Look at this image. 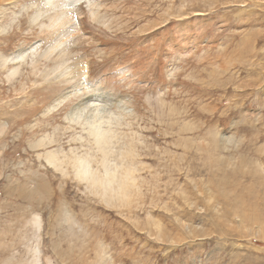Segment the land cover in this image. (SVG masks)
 I'll use <instances>...</instances> for the list:
<instances>
[{"label": "rangeland", "instance_id": "374dc122", "mask_svg": "<svg viewBox=\"0 0 264 264\" xmlns=\"http://www.w3.org/2000/svg\"><path fill=\"white\" fill-rule=\"evenodd\" d=\"M84 1L0 0V264H264V0Z\"/></svg>", "mask_w": 264, "mask_h": 264}, {"label": "bare ground", "instance_id": "6f19581e", "mask_svg": "<svg viewBox=\"0 0 264 264\" xmlns=\"http://www.w3.org/2000/svg\"><path fill=\"white\" fill-rule=\"evenodd\" d=\"M52 1L53 0H47L48 3H50V2L52 3ZM83 1L84 0H64L63 4H61V6L64 7L65 9H68L67 6H69L68 11H70L73 8V6H76L77 4H80ZM87 2H90V0H87ZM83 3H85V1ZM52 5H54V4H52ZM34 15L39 17L40 13L37 12ZM64 16L65 15H62L61 17H59L58 21H56V23H58L59 26H62L61 28H63L68 22V19ZM91 16H92V19L96 22H99L100 19L103 18L101 16H95V15H91ZM102 23H103V25L107 26V23L105 21H102ZM61 33H62V37H64L65 32L62 31ZM58 40L59 39H57V41ZM57 41L53 40L52 42L49 43L48 51L46 52L47 54H44V55H46L48 57V56H50L49 52H52L53 50L57 49V47L59 45V41H58V43H57ZM24 53L25 52L18 50L14 55L11 54L12 57H3V61H6L8 59L11 63L12 62H22L24 60V57L26 56V55H23ZM58 53H59L60 59L57 60L56 63L59 64L62 61L65 62L66 61L65 51L60 49V51H58ZM72 93H70V94H72ZM68 94L69 93H67L65 96L61 97L59 100H57V103L55 106H57L60 103H64L66 101V99H68V97H67ZM102 100L103 99H96L95 96H92V97H88V98L80 101L78 103V106H76L73 111L68 113V120H70L71 122L72 121L73 122H79V120L83 121V123L86 126V130H87L88 135H90L93 138L96 146H98L99 149L102 150V156L100 157V162H101L100 164H102L104 167V176H102V177L95 176L91 172L92 168L89 167L88 158L87 157L85 158L84 156L82 157L80 155H75L73 158V161H72V166H73L74 171H75L74 176L78 180L84 181L86 179L88 182L89 180L87 178L89 176H91L90 177L91 182L93 184H95L97 188H100V190L102 191L101 194H105L107 192V190H110L107 192L108 197L110 195L111 196H114V195L119 196L118 194H116V192H118L116 188L110 189L111 186H113V184L115 183V172H114V170L109 171L110 169L108 170L106 168V165L110 166L109 165L110 162L109 163L107 162L108 157H109L108 156L109 153L107 154L108 149L106 146L109 145V142H111V140H112V136H111L112 131L109 128L104 127L105 123L107 122V114H109L108 111H106V110H109V108H107L108 107L107 104L103 103L104 100L103 101ZM99 101H101V102L99 103ZM53 108H55V107H53ZM111 156L114 157L113 155H111ZM112 157H110V158H112ZM46 161L49 162V165L52 164L53 167L59 166L57 163L58 160H57L56 156L52 153H47ZM114 169H116V168H114ZM116 171H117V169H116ZM117 172H119V171H117ZM100 175H101V173H100ZM120 175H122V173ZM129 175H130V173H129ZM31 224L35 225V227L39 226V217L37 214H32ZM37 237H38V235H37ZM37 247H39V246H37ZM101 258L102 257H99L98 262L100 261ZM107 259H109V258H107Z\"/></svg>", "mask_w": 264, "mask_h": 264}, {"label": "trees", "instance_id": "16d2710c", "mask_svg": "<svg viewBox=\"0 0 264 264\" xmlns=\"http://www.w3.org/2000/svg\"><path fill=\"white\" fill-rule=\"evenodd\" d=\"M258 244V242H256Z\"/></svg>", "mask_w": 264, "mask_h": 264}]
</instances>
